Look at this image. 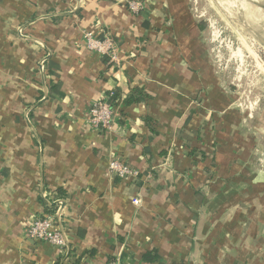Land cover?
<instances>
[{"label": "crops", "instance_id": "obj_1", "mask_svg": "<svg viewBox=\"0 0 264 264\" xmlns=\"http://www.w3.org/2000/svg\"><path fill=\"white\" fill-rule=\"evenodd\" d=\"M141 1L0 0V264H264L262 99L230 87L192 0ZM134 88L149 97L128 105ZM50 213L64 252L26 235Z\"/></svg>", "mask_w": 264, "mask_h": 264}, {"label": "rangeland", "instance_id": "obj_2", "mask_svg": "<svg viewBox=\"0 0 264 264\" xmlns=\"http://www.w3.org/2000/svg\"><path fill=\"white\" fill-rule=\"evenodd\" d=\"M192 2L230 87L264 106V0Z\"/></svg>", "mask_w": 264, "mask_h": 264}, {"label": "built area", "instance_id": "obj_3", "mask_svg": "<svg viewBox=\"0 0 264 264\" xmlns=\"http://www.w3.org/2000/svg\"><path fill=\"white\" fill-rule=\"evenodd\" d=\"M129 9L134 13L142 11L144 5L141 0H128ZM85 44L88 49L107 56L115 64H119L118 46L116 40L109 34L99 37L92 31H87L84 35ZM41 69L44 70L43 61ZM115 104L109 101V94L96 101L89 112V122L99 131H108L113 126ZM110 171L120 178L137 176L135 171L128 163L120 158L113 159L109 164ZM134 203L139 205L141 200L134 199ZM26 235L31 239H37L58 246L64 252L67 247V237L64 232L60 215L57 218L56 213L46 214L35 217L26 228ZM107 264H120L118 260H111Z\"/></svg>", "mask_w": 264, "mask_h": 264}, {"label": "trees", "instance_id": "obj_4", "mask_svg": "<svg viewBox=\"0 0 264 264\" xmlns=\"http://www.w3.org/2000/svg\"><path fill=\"white\" fill-rule=\"evenodd\" d=\"M106 57V61H109V58L107 56ZM108 58V59H107ZM118 90H114L112 92L109 93V101L112 104H116L117 98H118ZM147 97H149V95L141 88H134L125 98V103L126 104H133L139 101H142L144 99H146ZM139 176V175H138ZM152 254L149 253L147 255H145V259H150L154 256H151Z\"/></svg>", "mask_w": 264, "mask_h": 264}, {"label": "bare ground", "instance_id": "obj_5", "mask_svg": "<svg viewBox=\"0 0 264 264\" xmlns=\"http://www.w3.org/2000/svg\"><path fill=\"white\" fill-rule=\"evenodd\" d=\"M245 3H246V2H245ZM245 3H244V4H245ZM247 4H248V3H247ZM228 9H229V8H228ZM230 9H231V8H230ZM247 10H248V9H247Z\"/></svg>", "mask_w": 264, "mask_h": 264}]
</instances>
